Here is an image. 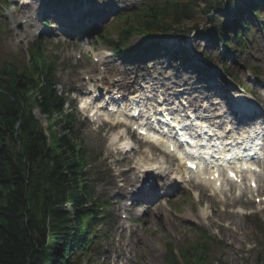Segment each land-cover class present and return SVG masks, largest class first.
<instances>
[{"label":"rangeland","instance_id":"rangeland-1","mask_svg":"<svg viewBox=\"0 0 264 264\" xmlns=\"http://www.w3.org/2000/svg\"><path fill=\"white\" fill-rule=\"evenodd\" d=\"M84 1L86 0H77L76 3H82L84 6ZM89 1L99 6L101 15L99 20L102 23L96 22V27H99L101 32L98 35L91 33L88 44H84L80 36L59 42V37L53 33H48L42 40L44 48L61 59L57 70L60 86L56 89L68 99L69 103L64 108L66 111L71 109L74 111L80 122V137L92 150L93 160L96 161L93 173H100L96 177L99 205H103L114 216L109 236L98 241V248H93L90 256L83 255L81 264H106V254L109 256L112 253L119 257L118 261H125L124 251L133 256L128 264H166V256L169 254L168 243H171L177 255L181 251L185 253L198 250L199 229H203L210 236L214 261L219 264H252L264 250V223L260 222L261 219L264 222V204L248 205L244 200L235 202L230 199L227 205H222L215 200L207 199L208 194L205 195L194 184H185L181 190L187 188L186 192L179 191L170 199L171 206L177 208L178 212L173 210L158 218V214L148 208L134 210L136 218L141 220L133 227L135 233L130 235L121 233L117 226L118 208L124 207L126 202L117 197V194L125 190L121 189L125 183L123 174L132 169L129 175L131 177L135 171H141V164L144 163L142 161L147 160L148 156L138 151L130 153L131 156L128 153H126L128 155L120 153L125 147L132 146L129 136L124 135L123 129L86 120L75 98L78 101L82 100L79 102L92 100L86 93L72 94V91L84 79L82 70H90L96 65L104 66L111 74H125L124 86L133 80L138 83L144 82L142 85H145V88L141 90L144 97L149 93L154 99L163 95V99L168 100L169 108L191 110L196 115L202 113L205 118L211 117L210 123L218 127L220 135H228L227 125L232 124L230 136H240L244 129L236 126V117L232 113L234 104L241 101L247 109H252L251 107L256 104L261 118L254 120L251 126L264 124V31L255 30L251 33L245 51L235 48L234 45L233 54H226L219 35L224 33L229 41L234 40V33L241 19L245 15L250 19L253 17L251 13L253 5L262 8L264 17V0H179L184 6L189 4L186 9L191 6V10L183 21L176 25L177 28H183L176 33V37L154 39L161 37L162 34L134 36L124 44L120 52L114 50L121 29L118 27L119 19L132 11L142 12L145 3L155 1L161 4L162 0ZM208 3L211 6L209 8L206 6ZM1 4L7 8V12L6 18L4 14L3 17L0 15V68L7 60L24 67L30 59L28 52L32 51V42L27 38L31 32L29 27L25 28L20 21L29 17L32 12H43L45 2L9 0L5 4L0 0V9ZM23 4L28 6L29 11L23 10ZM89 17L97 19L94 13ZM139 19L143 18L139 16ZM213 26L222 27L220 30L223 33L220 30V34L211 31ZM213 35L218 38H213ZM156 42L157 49L162 50L161 52L156 51L148 56H145L146 52L134 53L135 50L145 49ZM79 53L84 56L81 61L76 58ZM180 54H185L186 62L178 56ZM222 67L230 69L235 79L233 85L227 83ZM198 69L200 74L196 72ZM216 74L218 76L212 77ZM96 75L97 73L95 77ZM131 78L133 80H130ZM210 83L215 87H208ZM135 87L140 89L138 84ZM35 114L44 128L48 129L51 123L46 116L42 115L39 109H36ZM56 130L61 133L60 127ZM120 135L121 140L118 139ZM155 158L160 161L164 156L157 152ZM167 163L170 164V171L178 169L174 158H167ZM126 180L128 183L131 181ZM259 180L262 181L264 191V179ZM188 190L195 193L191 194L187 192ZM196 192L202 193L200 197ZM231 201L238 205L228 206ZM159 205V202H156L151 208L155 209ZM238 207H245L243 209L248 212L247 215H236ZM250 212L260 213L249 215ZM191 213L198 223L189 217ZM98 229L101 230L102 225L99 224ZM118 236L121 241H115V237ZM127 241L131 248L122 246L127 244ZM106 248L111 249V252L107 253ZM114 256L112 260L115 259ZM189 259L192 260L191 256ZM178 264L185 263L179 258Z\"/></svg>","mask_w":264,"mask_h":264},{"label":"trees","instance_id":"trees-1","mask_svg":"<svg viewBox=\"0 0 264 264\" xmlns=\"http://www.w3.org/2000/svg\"><path fill=\"white\" fill-rule=\"evenodd\" d=\"M143 8L140 15L126 17L119 31L122 44L137 31L167 33L191 10L175 1ZM252 12L254 18L245 16L235 33L242 50L251 31L264 27L262 8L253 7ZM222 43L231 46L227 39ZM55 66L37 51L27 66L0 68V264H81L100 234V173H93L96 161L80 138L75 116L64 111ZM36 107L52 122L49 137L34 114ZM197 247L187 258L182 254L185 263L214 264L206 233ZM176 260L170 252L166 261L178 264ZM252 264H264V250Z\"/></svg>","mask_w":264,"mask_h":264},{"label":"bare ground","instance_id":"bare-ground-1","mask_svg":"<svg viewBox=\"0 0 264 264\" xmlns=\"http://www.w3.org/2000/svg\"><path fill=\"white\" fill-rule=\"evenodd\" d=\"M24 9L23 10H26V11H29V9H28V6L26 5V4H23V6H22ZM78 7V9H77V12H80V14H83V8H81V7H83V6H81V4H80V7H79V5L77 6ZM33 21V19H32V16L30 17V20H29V22H32ZM25 24H28V21H26V22H24ZM54 28H55V26H54ZM33 34H35V33H33ZM31 36V35H30ZM185 53H187L186 52V50H184V49H182ZM106 60V59H105ZM109 69H112V68H110V67H108ZM97 70V68L95 67V71ZM110 72V71H109ZM126 75L125 74H123L122 76H121V78L123 79L124 77H125ZM130 80H133V78H131ZM134 84H135V81L132 83V84H129V86H128V88L125 90V91H128V90H130L131 88H133V86H134ZM85 86H84V84L82 83L81 85H77V90H80V89H83ZM137 97H139L140 96V94L139 95H136ZM117 106H118V104H117ZM252 112L253 113H255V110H252ZM124 151H122V153H123ZM179 153V152H178ZM179 156H180V154H179ZM181 157V156H180ZM123 164H127V163H124L123 162ZM127 165H130V164H127ZM132 169H130V170H128V171H126L124 174H123V177H125L126 179H128V177H129V175H130V171H131ZM133 178V177H132ZM137 179V177H135L134 178V181ZM214 191H216V190H214ZM119 193V192H118ZM148 194H146V195H144L143 197L145 198V199H148L149 197L147 196ZM190 218H192V219H195V217H192V213H191V216H189Z\"/></svg>","mask_w":264,"mask_h":264},{"label":"snow or ice","instance_id":"snow-or-ice-1","mask_svg":"<svg viewBox=\"0 0 264 264\" xmlns=\"http://www.w3.org/2000/svg\"><path fill=\"white\" fill-rule=\"evenodd\" d=\"M142 134H146V133H142ZM156 139L158 140L159 137H156ZM188 166H189L190 168H193V169H195V168L197 167L196 164L191 163V162L188 163ZM245 167H248V165H245ZM228 175H229L230 178H232V179H236L235 173H233V172H229ZM218 178H219V174H218V173L215 174V175H213V177H212V179H218ZM146 179H151V177H147ZM253 186H255V185H253Z\"/></svg>","mask_w":264,"mask_h":264}]
</instances>
